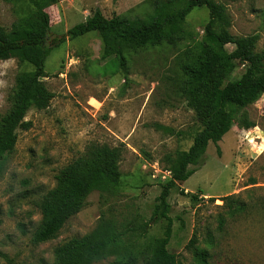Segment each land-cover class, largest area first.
I'll return each instance as SVG.
<instances>
[{
    "label": "rangeland",
    "instance_id": "374dc122",
    "mask_svg": "<svg viewBox=\"0 0 264 264\" xmlns=\"http://www.w3.org/2000/svg\"><path fill=\"white\" fill-rule=\"evenodd\" d=\"M145 1L57 0L46 10L51 21L48 44L54 48V40L85 22L95 9L107 18L135 17L145 11ZM215 1L226 7L231 34H256L257 51L263 50L264 0ZM32 13L27 1L0 0V26L7 31ZM186 21L194 37L179 48L192 51L204 36L209 12L196 8ZM175 53L166 46L129 53L122 71L114 57H102L97 32L52 50L43 81L54 97L46 109L28 112L32 127L18 131L0 175V264H55L54 250L90 234L102 217L115 221L127 233L129 249L138 253L162 237L166 221L151 217L161 185L172 176L167 157L187 151L203 128L167 79ZM245 69L237 62L230 80L239 79ZM30 71L33 67L19 58L0 61V116L10 110L17 77ZM244 120L255 127L247 128ZM93 146L122 150V187L91 193L55 238L35 244L42 199L56 186L60 171ZM169 204L174 219L169 251L179 264H200L194 257L197 249L207 251V264H264V95L236 113L231 131L218 147L209 144L197 173L171 191Z\"/></svg>",
    "mask_w": 264,
    "mask_h": 264
},
{
    "label": "trees",
    "instance_id": "16d2710c",
    "mask_svg": "<svg viewBox=\"0 0 264 264\" xmlns=\"http://www.w3.org/2000/svg\"><path fill=\"white\" fill-rule=\"evenodd\" d=\"M3 1H27L33 13L20 19L10 31L0 26V61L19 58L31 65L33 71L17 77L10 110L0 116V175L5 169L6 157L16 146L18 131L32 127V122L26 121L28 112L46 109L54 97L43 79L45 62L55 47L97 32L103 42L102 57H114L122 71L126 70L129 53L162 46L175 50L167 79L173 92L195 112L203 128L187 151L178 153L174 159L167 157L172 176L161 185L151 217V221H166L162 237L138 253L126 244L127 233L115 221L102 217L94 231L58 246L54 256L55 264H93L109 257L114 258L112 264H139L141 258L144 264H179L177 256L169 251L174 225L170 217L171 191L197 173L209 144L218 147L231 131L236 113L264 95V49L257 51L259 36L232 35L226 7L215 0H146L142 4L146 6L145 11L135 17L125 14L107 18L100 9H95L85 22L54 40L53 48L48 44L51 21L46 10L57 0ZM196 8H206L209 12L204 36L194 50H181L180 44L194 37L186 19ZM237 62L245 64L246 69L239 79L231 81ZM244 124L247 128L255 127L245 120ZM121 157L122 150L118 147L93 146L85 156L62 169L56 186L42 199V221L34 232L33 242L41 244L55 238L66 222L80 213L91 193L119 190L123 183L119 170ZM195 241L196 237L190 244L194 245ZM194 257L200 264H207L209 258L203 249H197Z\"/></svg>",
    "mask_w": 264,
    "mask_h": 264
},
{
    "label": "crops",
    "instance_id": "0c3cea01",
    "mask_svg": "<svg viewBox=\"0 0 264 264\" xmlns=\"http://www.w3.org/2000/svg\"><path fill=\"white\" fill-rule=\"evenodd\" d=\"M125 1L126 4L130 3V0H122Z\"/></svg>",
    "mask_w": 264,
    "mask_h": 264
}]
</instances>
